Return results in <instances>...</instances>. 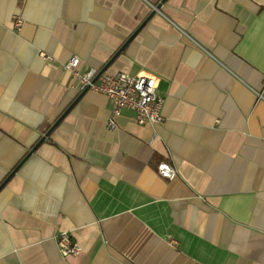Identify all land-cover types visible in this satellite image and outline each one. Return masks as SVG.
<instances>
[{
	"label": "crops",
	"instance_id": "crops-1",
	"mask_svg": "<svg viewBox=\"0 0 264 264\" xmlns=\"http://www.w3.org/2000/svg\"><path fill=\"white\" fill-rule=\"evenodd\" d=\"M152 11L105 73L154 77L164 121L110 130L88 91L45 137L82 93L63 65L102 70ZM18 165L0 264H264V0H0V185Z\"/></svg>",
	"mask_w": 264,
	"mask_h": 264
},
{
	"label": "built area",
	"instance_id": "built-area-1",
	"mask_svg": "<svg viewBox=\"0 0 264 264\" xmlns=\"http://www.w3.org/2000/svg\"><path fill=\"white\" fill-rule=\"evenodd\" d=\"M23 25L22 18L13 17L12 27L16 33L22 30ZM38 57L46 62L54 61L52 56L42 51L38 52ZM78 64L79 59L73 56L63 65V68L79 80V92L99 93L110 99L112 109L111 117L107 123L110 130L116 127L115 118L119 117L124 110L132 111L139 125H154L164 121L162 116L164 99L156 92L157 84L154 77L132 76L119 72L115 75L103 73L95 80L99 71L90 69L80 75L77 71ZM155 169L161 179L172 181L176 177L175 169L167 162H159ZM55 241L62 258L78 256L82 251L68 233H59Z\"/></svg>",
	"mask_w": 264,
	"mask_h": 264
},
{
	"label": "water",
	"instance_id": "water-1",
	"mask_svg": "<svg viewBox=\"0 0 264 264\" xmlns=\"http://www.w3.org/2000/svg\"><path fill=\"white\" fill-rule=\"evenodd\" d=\"M160 8V6H156V10H158ZM155 13V11H152L150 16L139 26V28L132 34V36L123 44V46L116 52V54L111 58V60L106 64V66L99 71V73L97 74L95 80L103 73H105L108 65L113 61V59L123 50V48L126 46V44L135 36V34L146 24V22L148 21V19ZM87 91L82 92L77 99L73 102V104H71L67 110L61 115V117L53 124V126L49 129V131L46 133L45 137H47L49 135V133L52 131V129L55 128V126L60 122V120L66 115V113L72 108V106L86 93ZM44 138H42L40 140V142H38L36 144V146L27 154L30 155L35 148L43 141ZM26 156V157H27ZM20 165V164H19ZM19 165L9 174V176L2 182V184L0 185V189L6 184V182L12 177V175L17 171Z\"/></svg>",
	"mask_w": 264,
	"mask_h": 264
}]
</instances>
